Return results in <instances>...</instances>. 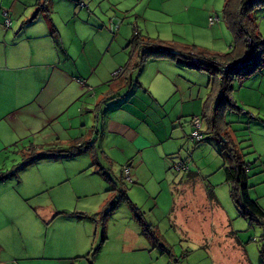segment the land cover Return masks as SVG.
<instances>
[{
  "label": "rangeland",
  "instance_id": "1",
  "mask_svg": "<svg viewBox=\"0 0 264 264\" xmlns=\"http://www.w3.org/2000/svg\"><path fill=\"white\" fill-rule=\"evenodd\" d=\"M2 1L13 21L7 32L22 17L31 23L25 24L27 28L39 21L51 23L56 33L62 32V40L75 42L77 49L80 41L86 42L85 60L79 55L75 63L80 70L94 64L96 84L113 82V72L124 67L136 50L129 45L134 34L217 54L229 52L233 45V35L222 19L224 0H47L44 5L43 0ZM41 6L46 12L32 18ZM254 17L264 39V7L255 10ZM209 18L214 19L212 25ZM137 56L136 51L130 67ZM157 60L169 64L164 67ZM142 64L133 69L135 73L126 71L132 72V80L118 93L122 98L143 97L140 115L148 113L151 128L161 136L142 156L129 148L133 152L128 159L109 165L98 148L100 137H65L67 132L76 133L67 127L77 121L69 122L64 117L54 123L53 137H0V175H8L0 180V200L18 197L31 209L50 204L63 211L61 218L46 228L54 240L47 238L45 243L42 235L35 241L23 236L16 239L20 255L24 256V247L36 246L53 257L44 264H264V228L235 204L232 187L225 181L221 145L210 138L203 120V140L190 139L191 118L201 117L212 89L208 73L183 68L169 59H148ZM156 68L168 78L170 100L164 105L154 100ZM128 77L124 75L126 81ZM137 77L143 86L136 82ZM232 87L231 98L238 110L227 111L224 120L242 148L244 160L250 163V196L264 208V66L242 81L235 78ZM103 91L96 85L98 106L103 104L99 100ZM89 96L92 92L86 98ZM180 97L184 105L177 100ZM104 104L97 109L99 119L103 110L115 106L109 100ZM90 121L93 126L94 118ZM72 140L93 144L95 159L111 181L92 166L95 159L88 151L23 165L32 147L66 149ZM127 160H131L130 167ZM178 163H184L183 170L175 168ZM120 188L150 225L152 236L142 232L128 201L115 207L103 227L93 221V215L120 196ZM20 205L15 210L24 225L26 207ZM80 215L84 217L78 218ZM69 219H75L76 224H65ZM76 234L83 242L74 249L69 243Z\"/></svg>",
  "mask_w": 264,
  "mask_h": 264
},
{
  "label": "crops",
  "instance_id": "2",
  "mask_svg": "<svg viewBox=\"0 0 264 264\" xmlns=\"http://www.w3.org/2000/svg\"><path fill=\"white\" fill-rule=\"evenodd\" d=\"M2 4L3 1L0 0V137H28L30 135L53 137L54 123H58L59 119L64 117L69 122L77 121L75 125L70 123L67 127L76 133L69 135L67 132L65 137H100L97 141L99 142L98 148L104 155V161L109 165L128 159L129 152H133L129 148L137 150V153L142 156L147 148L153 146L152 144L155 145L156 137L161 136L155 131L157 129L151 128L149 114L140 115L141 106L145 103L144 98L136 95L122 98L118 94L132 80L130 71L134 68L130 66L136 54L134 50L125 63L126 69L118 79L108 85H105L103 81L96 84V66L88 64L86 70H80L75 63L79 55L85 60L86 42L80 41L77 49L75 42H64L62 32L60 31L61 34L56 33L51 23L46 22V25L39 21L38 25L27 28L25 24L30 22H26L27 20H23L22 17L16 22L15 28L7 32L8 28L9 30L12 28V15L9 16L10 10H5ZM7 16L10 18L8 28L4 24ZM54 37L57 38V43ZM156 62L164 67L169 64L165 60ZM178 64L183 68H188L181 63ZM128 70L130 74H125ZM124 75L129 76L128 81L125 80ZM165 76L158 68L154 71L153 80H158L155 85L154 100L159 105L160 103L164 105L170 100L166 85L168 78ZM136 82L143 86L138 82V77ZM96 85L99 91L104 90L99 100L105 98V101L109 100L115 104L111 110H103L100 119L97 109L106 105L105 102L102 106L96 104L98 101L96 100ZM91 92L92 96L86 98V95ZM182 99L180 97L177 100L184 105L185 101ZM91 117L95 120L93 126L90 121ZM109 141H113V144ZM120 141L121 144H119ZM76 142L72 140L70 144L73 145ZM108 143L110 145H107ZM48 159L52 161L56 158ZM130 162L131 160H127L129 167ZM249 170L250 168L248 173ZM20 203L26 207L25 220L27 222L24 225L20 220L19 211L15 210L19 209ZM257 204L264 210L258 202ZM0 207V264H38L35 261H41L39 264H44V261L52 260L53 257L46 253L45 248L39 251L36 246L32 249L24 247V256H21L16 248V239L23 236L30 241H35L42 235L45 243L47 238L50 241L54 240L53 235L51 238L47 229L62 216V214L54 216L55 213H63V211L51 208L50 204L31 209L18 197L1 199ZM75 222V219L64 221L65 224L72 225L76 224ZM72 236L73 240L69 244L75 249L78 244H82L83 239L78 234ZM58 238L60 235L57 236Z\"/></svg>",
  "mask_w": 264,
  "mask_h": 264
},
{
  "label": "trees",
  "instance_id": "3",
  "mask_svg": "<svg viewBox=\"0 0 264 264\" xmlns=\"http://www.w3.org/2000/svg\"><path fill=\"white\" fill-rule=\"evenodd\" d=\"M46 2L47 0H43V5ZM262 7H264V0H224L222 19L233 35V45L227 53H211L197 46H178L162 40L141 38L136 34L129 41V45L136 49L134 51H137L138 55L136 63L132 64L133 68L148 59H169L188 68L208 73V84L212 85V89L209 97L204 102L201 120L205 121L206 131L210 134V138L221 145V154L226 162L223 166L225 181L232 187L231 196L235 204L240 208L242 214L256 220L264 228V210L251 198L249 193L248 169L250 163L244 160L242 148L233 138L229 123L224 120V114L227 111L238 110L237 105L231 98L233 80L236 78L242 81L264 66V39L259 32L258 23L254 17L255 10ZM42 12H46L43 6L37 9L35 15ZM237 60L241 61L240 66L230 67L225 71L222 69L223 65ZM121 69L123 72L126 67H121ZM105 100L103 98L100 103H104ZM201 140H203V133L202 138L195 142ZM93 150V144L83 142H76L66 149L32 147L29 154L26 157L24 156L23 165L33 163L38 159L71 157L87 151L91 152L95 159L96 152ZM92 166H95L96 171L105 179L111 181L109 174L104 167L99 165L96 159ZM7 176L0 175V180H4ZM119 194L118 198H113L103 206L101 211L91 217L94 222L101 224L103 227L104 222L115 207L122 201H128L123 188L119 189ZM129 205L142 232L147 236H152L151 227L144 222L138 208L130 202ZM60 214L55 213L54 216ZM82 217L84 216H78V218Z\"/></svg>",
  "mask_w": 264,
  "mask_h": 264
},
{
  "label": "built area",
  "instance_id": "4",
  "mask_svg": "<svg viewBox=\"0 0 264 264\" xmlns=\"http://www.w3.org/2000/svg\"><path fill=\"white\" fill-rule=\"evenodd\" d=\"M213 22H214V19L213 18H209V24L212 25ZM4 24H5L6 28L9 27L10 20L7 17H5ZM240 65H241V61L237 60V61L231 62L229 64L223 65L222 69L225 71V70L229 69L230 67H237V66H240ZM121 73H122L121 67L118 68L117 70H115L113 72V74H112V77L114 78V80L118 79V77L121 75ZM201 123H202V120H201L200 116H193L191 118V124L193 126V131H192V133L190 135V139L191 140L197 141V140H200L202 138ZM175 168L177 170H183L184 169V164L183 163H178L177 165H175ZM123 171L126 174V172H127L126 168H124ZM126 177H128V176H126ZM127 179L130 180L129 177Z\"/></svg>",
  "mask_w": 264,
  "mask_h": 264
}]
</instances>
